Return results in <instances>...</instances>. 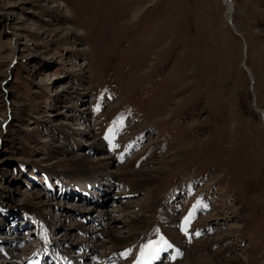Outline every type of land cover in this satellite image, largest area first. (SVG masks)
Instances as JSON below:
<instances>
[{
	"label": "rangeland",
	"instance_id": "obj_1",
	"mask_svg": "<svg viewBox=\"0 0 264 264\" xmlns=\"http://www.w3.org/2000/svg\"><path fill=\"white\" fill-rule=\"evenodd\" d=\"M230 1L0 0V264H264V0Z\"/></svg>",
	"mask_w": 264,
	"mask_h": 264
},
{
	"label": "bare ground",
	"instance_id": "obj_2",
	"mask_svg": "<svg viewBox=\"0 0 264 264\" xmlns=\"http://www.w3.org/2000/svg\"><path fill=\"white\" fill-rule=\"evenodd\" d=\"M225 6L229 10L228 13H230V10H231L230 8L232 6L231 1L230 0H226L225 1ZM53 7L59 8L60 6L59 5H54ZM232 13H233V9H232ZM231 16H232V14H231ZM68 35L70 37H74V32L68 30ZM83 100L84 99H82V101ZM98 141L99 140H97L94 143V149H98V147H97ZM98 159L99 160H97V162L94 163V162L88 161L87 157L82 156V155L75 157L74 162H75V165H76V167L78 169L77 170L78 172L75 173V174H72L70 176V180H71L72 183H74V186H75V187L73 186L74 187L73 189H75V190H73V193H75V195H73V196L76 197L74 199L80 200L81 202L84 203L85 199L83 197H85V198L89 197L90 193L93 190H95V192H102V191L106 192L105 190H100V187L102 185V182L105 181L106 179H109V178L110 179H113L114 176L111 175L108 172H104V170L107 167V162H104V160H107L108 157H102V156H100ZM152 171L153 170H144V171L137 170L136 172H133V173L127 172L126 174H128V175H131V174L134 175L135 173H138V174L143 175V176H148L149 175L150 177H152L151 175L154 172V171L153 172ZM144 181L147 182V183H150V179L144 180ZM90 190H91V192L89 193ZM131 192H132V190L130 188H128L127 191L126 192H122L120 196H123L124 197V194L125 195H128ZM103 196H105V195L103 194ZM100 199H101V201H104V202H101L100 204H103V203H105L107 201H109L111 203L114 202V201L111 200V197H109V198H107V197H100ZM105 199H107V200H105ZM72 206L74 207V205H72ZM134 221H135L134 218H131V222L129 224V227H130V225H133L132 222H134ZM108 230H109V228L107 226V232H108ZM175 244H178L177 241H176ZM153 247L156 248L157 250H160V247L161 246H159V247L153 246ZM157 250H152V247H151V255L149 257H154L155 261H153V263L156 262V261H158V259H159V254H158V252H156ZM141 251H143V250L141 249ZM174 251H175L174 255H177L179 253V251H178V249L176 247H174ZM170 252H173V251L171 250ZM165 254L166 255L168 254L167 255L168 256L167 259L169 260V258H171V254L169 255L168 251L165 252ZM58 256H59V253H57V255H56L57 258L62 257V256H60V257H58ZM162 256L163 255H160V260H161ZM184 257H187V262L189 261V263L194 264L193 262H190L193 257L191 255V253H189V251H187L184 254ZM231 259L229 258V259L225 260V262H228ZM63 260H65L66 262H62ZM195 260H196V263L195 264H198L199 263V258H196ZM49 262L50 263H48V264H71L72 263L70 261V259H62V260H59V261L56 260V262H52V261H49ZM45 263H46V261H43V260H41L39 262V264H45ZM209 263H211V264H221L220 262L216 261L215 259L210 260ZM138 264H145V262L139 260L138 261ZM149 264H152V263H149ZM176 264H179V263H176Z\"/></svg>",
	"mask_w": 264,
	"mask_h": 264
},
{
	"label": "water",
	"instance_id": "obj_3",
	"mask_svg": "<svg viewBox=\"0 0 264 264\" xmlns=\"http://www.w3.org/2000/svg\"><path fill=\"white\" fill-rule=\"evenodd\" d=\"M225 1H226V0H224V3H225ZM228 24H229V26L231 27V29H232L233 31H235L234 28H233V25H232L231 22H230V18L228 19ZM237 36H238V35H237ZM238 37H240V36H238ZM244 47H245V46H244ZM242 66H243L244 70L246 71V73L249 74V72H248L247 69H246V66H245V63H244V62H243V64H242Z\"/></svg>",
	"mask_w": 264,
	"mask_h": 264
}]
</instances>
